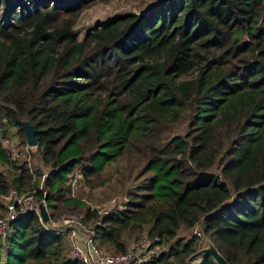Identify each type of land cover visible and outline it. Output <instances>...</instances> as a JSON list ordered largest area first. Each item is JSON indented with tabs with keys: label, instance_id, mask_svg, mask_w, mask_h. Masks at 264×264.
<instances>
[{
	"label": "trees",
	"instance_id": "1",
	"mask_svg": "<svg viewBox=\"0 0 264 264\" xmlns=\"http://www.w3.org/2000/svg\"><path fill=\"white\" fill-rule=\"evenodd\" d=\"M109 1L0 0V165L15 164L2 140L14 128L26 145L30 122L49 209L84 206L66 197L78 169L90 188L122 163L136 172L97 227L104 250L124 254L148 231L170 244L151 264H188L197 237L178 234L200 224L230 264H264V0H159L79 41L81 14ZM186 114L187 134L165 138ZM13 166L0 195L43 196ZM99 218L86 209V223ZM63 240L24 215L0 238V264H80Z\"/></svg>",
	"mask_w": 264,
	"mask_h": 264
},
{
	"label": "rangeland",
	"instance_id": "2",
	"mask_svg": "<svg viewBox=\"0 0 264 264\" xmlns=\"http://www.w3.org/2000/svg\"><path fill=\"white\" fill-rule=\"evenodd\" d=\"M159 0H111L108 3H97L92 7L85 10L80 18L78 19L76 26L74 28L79 41H83L90 33L92 24L101 25L106 23L114 16H118L125 13H135V14H144L151 7H153ZM95 32V31H94ZM196 74H191L184 78V80H189L195 78ZM189 128V118L186 114L179 124L175 126H169L167 129V134L165 138H173L176 136H185ZM11 140V145H13L16 151L19 153V159L15 164H2L0 165V171L7 174L9 177H12L16 171L14 170L13 165L18 167L27 165L32 173L36 176V182L33 183L35 187L42 185V177L50 171V168L47 167L41 156L39 155L38 149L33 148L26 151L27 144L24 145L20 131L18 129H12L9 132V136L4 138V140ZM127 163H122L119 169L121 171H111V178L104 184L98 185L94 188H90L82 182L81 170L78 169L77 174L80 175V183L72 189L71 185H67L66 197L79 200L83 207L76 208L75 205L66 206L63 203H60L61 209L60 212H57L55 209H50L51 214L55 219L66 216H77L85 217L86 209L89 207L95 208V210L102 211L105 207L120 209L126 201V193L128 190L135 185L136 172L130 173L126 169H129ZM39 172L41 176L37 174ZM216 172L217 169H216ZM5 208L2 203H0V214L2 215ZM94 210V211H95ZM59 216H56V215ZM99 214V213H98ZM93 225V224H91ZM147 232V231H146ZM145 233V232H144ZM142 235V234H141ZM192 237H197L196 245L200 248L204 244V233L202 226L198 224L194 229L183 228L179 234L177 240H184L185 242L190 240ZM64 245L67 247L66 241ZM131 243V242H130ZM170 244L164 241V250H169ZM53 249V248H52ZM67 249L68 258H70L69 249ZM104 250L103 248H101ZM106 251V250H104ZM109 252V251H108ZM111 253V252H110ZM198 260V259H197ZM170 262H172L170 260ZM191 264H198L191 262Z\"/></svg>",
	"mask_w": 264,
	"mask_h": 264
},
{
	"label": "built area",
	"instance_id": "3",
	"mask_svg": "<svg viewBox=\"0 0 264 264\" xmlns=\"http://www.w3.org/2000/svg\"><path fill=\"white\" fill-rule=\"evenodd\" d=\"M99 27L100 24L96 27L92 24L89 33H93ZM3 146L8 152V162H17L19 153L11 145V140H4ZM33 148L27 146L26 151L29 152ZM32 175L36 182L35 174L32 173ZM46 178L47 174L42 177V185L38 186L43 191V196L37 195L36 188L24 193L12 188L8 194L0 195V203L5 208L3 214L0 215V238L6 236L11 225L20 217L36 214L44 230L66 241L70 259L80 264H151L168 252L164 250V240L159 236L150 235L148 231L129 243L127 252L124 254L119 255L102 250L98 244L96 230L98 226H101L105 216L109 215L111 208L105 207L104 210L99 211L100 218L93 225L86 223L84 217L66 216L55 219L50 212L46 198L47 193L44 188ZM80 178V175L76 173L70 177L68 185L74 189L80 183ZM43 209L49 216L46 222L42 217ZM94 210L95 208H91V211ZM196 262L199 264V261Z\"/></svg>",
	"mask_w": 264,
	"mask_h": 264
},
{
	"label": "water",
	"instance_id": "4",
	"mask_svg": "<svg viewBox=\"0 0 264 264\" xmlns=\"http://www.w3.org/2000/svg\"><path fill=\"white\" fill-rule=\"evenodd\" d=\"M24 126L27 132L26 144L28 147H38V141L36 138V129L34 125L30 122H24ZM42 217L44 221H48L49 216L45 209L42 210ZM204 244L196 253H194L189 259L188 264H191L195 259L210 257L214 260L216 264H230L228 260L221 254L214 242L204 235Z\"/></svg>",
	"mask_w": 264,
	"mask_h": 264
}]
</instances>
